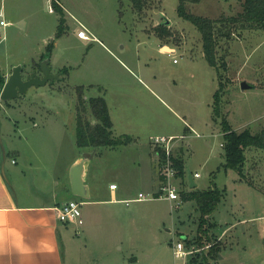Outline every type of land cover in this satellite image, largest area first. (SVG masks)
Segmentation results:
<instances>
[{
	"label": "rangeland",
	"instance_id": "1",
	"mask_svg": "<svg viewBox=\"0 0 264 264\" xmlns=\"http://www.w3.org/2000/svg\"><path fill=\"white\" fill-rule=\"evenodd\" d=\"M243 1L201 0L188 2L187 9L217 19L237 15L243 10ZM178 4L179 0H146L139 11L132 0H0V20L9 21L6 25L0 23V75L22 63L25 77L33 71L43 76L40 65L50 47V67L59 74L46 84L32 85L21 97L0 99V160L7 158V174L11 166L24 170L23 181L34 194L40 187L52 193L55 185L51 178L57 173L67 177V163L73 155L80 153L86 158L88 181L92 188L99 189L98 197L103 200L82 202L83 222L72 223V234L66 238L67 251L72 243L88 242L87 250L92 248L98 256L95 243L108 239L104 242L123 243L124 255L133 247L136 253L146 255L154 246L131 242L158 238V249L153 252L160 253L161 264H190L187 256L176 260L172 248L184 233L189 238L194 236L192 240L197 243L201 211L197 200L184 198L183 193L217 186L222 197L209 218L216 233L228 227L216 247L226 256L223 264L239 258L260 264L264 259V148L245 149L242 172L226 165L221 119L225 117L237 131L249 128L257 133L264 126V28L233 24V33L219 38L217 55L226 61V67L217 69L204 55L201 31L179 15ZM83 25L91 38L79 37ZM161 42L174 44L177 50L173 55L163 52ZM154 75L159 85L153 87L174 103L177 112L157 102L137 81ZM119 79L128 82L121 87L129 97L118 93ZM242 81L250 87L243 89ZM220 82V115L215 114L211 123L213 94ZM80 91L87 98L108 96L113 105V112L111 106L109 111L114 116V134L130 122L137 133L134 135H140L138 142L118 147H80L76 136ZM120 100L134 105L123 102L122 106H114ZM140 101L149 104L151 110H144ZM191 107L193 113H188L192 115L187 119L194 121L200 135L186 138L183 117L187 113L183 109ZM85 115L95 122L90 108ZM170 131L186 135L174 140V152H181L187 172L200 173L195 177L197 186L190 187L188 179L179 178L181 198L137 199L140 192L147 191L138 173L144 166L142 157L146 152L150 156L148 136ZM151 147L153 164L160 168L152 142ZM111 182L117 184L119 194L127 197L120 203L108 200ZM155 189L159 192L160 184ZM90 223L96 229L88 233ZM213 236H209L212 242ZM205 250L195 255L202 256ZM145 260L143 263L149 264V257Z\"/></svg>",
	"mask_w": 264,
	"mask_h": 264
},
{
	"label": "crops",
	"instance_id": "2",
	"mask_svg": "<svg viewBox=\"0 0 264 264\" xmlns=\"http://www.w3.org/2000/svg\"><path fill=\"white\" fill-rule=\"evenodd\" d=\"M9 23V21H7ZM7 23V24H8ZM91 32V31H90ZM92 33V32H91ZM160 49L165 52L167 51L171 55L177 50V46L171 43H163L159 45ZM168 46L169 50H165L164 47ZM205 55V54H204ZM16 65V64H15ZM128 67L127 64H125ZM140 67L142 66L139 65ZM129 69H131L129 67ZM133 71V70H132ZM12 72L5 71L1 75L5 78ZM134 72V71H133ZM144 72V71H143ZM157 76L150 77L149 79L141 77L140 81L141 87L146 90L150 91V95L159 103H164L166 107H170L173 109V112L177 110L174 107V103H171L162 95H160L154 85H157ZM127 81L122 79L118 80V87H116L118 93L122 92L124 96L129 97L130 94L126 89H123L121 86L127 84ZM159 85V84H158ZM124 90V91H123ZM216 92V91H215ZM214 92V94H215ZM213 94V108L211 113V123L215 118V111H214V102L215 96ZM108 102V106H111V112H113V105L109 100L108 96L106 97ZM138 100V99H137ZM139 101V100H138ZM124 100H120V102L114 103V106L118 107L119 105L122 106ZM143 104L144 110H151L149 104H146L144 101H140ZM175 104L178 106V102L174 101ZM127 105H134V102H130L125 100ZM160 108V105H159ZM184 112L187 114L184 115V125L185 129L188 130L186 138L189 136H194L193 130L191 128H196L193 126L187 119V115H192L188 113H193V107L191 109H183ZM110 112V115H111ZM172 112V111H171ZM177 112V111H176ZM130 114H127L129 119ZM114 126V116L111 117ZM128 126L126 128L121 129L119 133L116 132L117 135L122 134H129L132 136L133 140L129 143L138 142V135H134L137 133L133 127H130V122H127ZM139 122L138 125H140ZM77 127V126H76ZM138 129V128H137ZM133 132V133H131ZM115 134V135H116ZM175 135L178 133L174 132H166L160 133V135ZM181 134V133H180ZM153 133H150L148 139H151ZM159 135V134H155ZM127 143V144H129ZM149 143L150 150L149 154L146 152V155L142 157L143 162V169L142 173H138L139 179L144 180L146 188V192L156 191L155 188L161 185V176L159 173L158 165L153 164L152 153L153 149L151 147V140ZM147 143V144H148ZM125 144V145H127ZM121 146V145H120ZM152 149V150H151ZM152 151V152H151ZM181 152L175 153V155H179ZM83 154L77 153V155H73L67 163V177L65 175H54L51 178L52 183L55 185V190L52 193L44 192L40 190V188H36V193L30 192L31 187H28L27 184L23 181V176H25L24 170H19L18 166H11V172L9 174L6 173L5 165L8 163L7 158L3 157L1 159L0 164V264H144L143 261H146L147 257H149V264H161L160 260V253L157 251L153 252L155 248L158 249V238H138V240H133L131 245H152L154 248L152 249L151 254L145 253H136V249L131 248L129 249V254L124 255L122 252L123 250V243L117 242L113 245V241H107L108 239L100 241L96 245V248L99 247L100 254L98 256L94 255L92 248L88 251V242L83 245L81 243H72L70 244V249L67 251V244L66 238L71 236L73 227L71 226L72 223L70 221H64L59 219L57 215V206H60L62 203L73 199V192H72V185H71V177H70V170L72 165L79 160ZM14 160V159H13ZM12 160V161H13ZM40 161H42L40 159ZM92 161V159H91ZM90 161V162H91ZM17 164V161L14 165ZM13 165V164H12ZM89 163H86V171H85V182L88 184L90 189V196L86 200H82V202L86 203H94L95 201H101L102 198H99V189L92 188V185L88 181L89 176ZM154 168L156 170H154ZM55 171V170H54ZM51 172V170H50ZM24 174V175H23ZM188 177V172H187ZM181 178V177H179ZM183 179V178H181ZM188 179V178H187ZM189 181V180H188ZM114 182H111L113 184ZM30 188V189H29ZM35 188V187H34ZM155 189V190H154ZM118 186L116 188H110V195L111 197L108 199L114 203H120L123 199L127 198L124 195L119 194ZM158 190V189H157ZM85 198V197H84ZM211 223L212 221L209 220ZM233 225V224H231ZM228 228V227H227ZM225 228L221 233H216L212 231V228L209 229L210 235L218 234V236H213L215 238L214 242L218 245L222 242L223 236L227 234L228 229ZM96 227L90 223L87 227L88 233L93 232ZM85 234H87L86 229L84 228ZM197 233V232H196ZM194 237V236H193ZM193 237L189 238L188 234H183V239L186 244L187 249L195 248L196 243L194 242ZM220 242V243H219ZM77 244H80L81 247H77ZM115 246V249L112 248ZM106 247V248H105ZM86 250L87 253H84ZM222 249H218L217 255H215L214 250H205V254L202 256L195 255L197 251L193 253L187 254V262L190 264H223V260L225 259V255L220 254ZM200 252V251H198ZM97 254V252H96ZM145 255V256H144ZM174 264H178L175 262ZM230 264H255L250 260L239 258L237 260L232 261ZM260 264H264V259L260 261Z\"/></svg>",
	"mask_w": 264,
	"mask_h": 264
},
{
	"label": "trees",
	"instance_id": "3",
	"mask_svg": "<svg viewBox=\"0 0 264 264\" xmlns=\"http://www.w3.org/2000/svg\"><path fill=\"white\" fill-rule=\"evenodd\" d=\"M201 0H179L177 7L178 13L181 17H184L193 22L201 31L203 38V50L205 57L209 63L219 69L220 67H226V61L219 59L217 55V47L220 37H229L234 30L231 26L236 23H240L241 26L251 27L256 29L264 28V0H244L243 10L237 15L229 17H221L213 19L207 16L194 14L187 9L188 2H199ZM135 9L142 11L145 7L146 0H132ZM167 33L169 30L164 29ZM49 44L48 46H50ZM52 48L50 47L48 52L44 54V58H49ZM6 78L0 75V83L4 84ZM222 84L216 90L214 111L215 114L220 115L219 111V99ZM79 103L77 105V143L80 147L84 146H109L118 147L120 145L127 144L133 140L129 134L115 135L112 129L113 121L110 115L109 106L106 98L103 95L92 96L87 98L83 92H79ZM90 108L92 115L95 118L89 119L85 113ZM222 131L224 136V148L226 156V165L235 167L239 172L243 171V166L246 161L245 149L249 146H256L264 148V126L257 132L253 133L249 128L242 131L233 129L230 122L225 117L221 119ZM1 145V144H0ZM162 158L164 156L163 151L157 150ZM175 166L177 169L178 177L187 180V170L185 161L182 154L173 155ZM1 164V160H0ZM184 198H195L198 203V207L201 211L199 227L197 231V243L196 248L205 247L209 244V250H214L217 255L218 246L217 243L212 242L209 237V229L212 223L210 220V214L217 207L221 200L222 192L217 187H210L209 189H193L187 193H183ZM216 248V249H215Z\"/></svg>",
	"mask_w": 264,
	"mask_h": 264
},
{
	"label": "built area",
	"instance_id": "4",
	"mask_svg": "<svg viewBox=\"0 0 264 264\" xmlns=\"http://www.w3.org/2000/svg\"><path fill=\"white\" fill-rule=\"evenodd\" d=\"M52 9V8H51ZM0 15H3V12L0 11ZM0 23L3 25H6L8 22L2 18L0 20ZM79 37L88 39L91 38L89 35V29L86 26H82V29L78 31ZM193 130V133L197 136L200 135V133L195 130L194 128H191ZM185 134L180 135H155L151 137V142L154 144L156 151L161 150L164 152V156L161 158L160 154V168L159 173L161 176V185L159 192H140L139 195L136 197L137 199H148L152 197H164L168 198L169 200H177L178 198L182 197V194L180 192V187L178 185L179 183V177L177 175V169L174 162L173 155L174 152V140L176 138H182L185 137ZM200 176L199 172L194 173V178ZM112 188H116L117 184L113 183L110 185ZM81 204L82 201L78 199H70L64 203H62L60 206H57V215L59 219L64 221H70L74 223H82L83 219L81 217L82 210H81ZM180 205V200H178V204ZM207 247H209V244L205 247L201 248H193V249H187L185 241L183 239H178L176 242L173 243V254L176 260L181 259L183 257H186L187 254L193 253L195 251H202L205 250Z\"/></svg>",
	"mask_w": 264,
	"mask_h": 264
},
{
	"label": "water",
	"instance_id": "5",
	"mask_svg": "<svg viewBox=\"0 0 264 264\" xmlns=\"http://www.w3.org/2000/svg\"><path fill=\"white\" fill-rule=\"evenodd\" d=\"M170 22L169 20H167ZM49 58H44L41 62V70L43 76L37 75L35 71L31 72L30 75L25 77L24 75V65L22 63L16 64L12 68V72L8 75L4 84L0 83V98L2 100H8L11 98L21 97L32 85H42L46 84L50 79L59 77V74L52 72ZM242 88L246 89L250 87V84L246 81H242ZM86 158L81 157L77 160L71 167L70 177L72 192L80 197L88 198L90 196V189L88 184L85 182V171H86ZM188 180L190 187L197 186L194 174L190 171L188 172Z\"/></svg>",
	"mask_w": 264,
	"mask_h": 264
},
{
	"label": "flooded vegetation",
	"instance_id": "6",
	"mask_svg": "<svg viewBox=\"0 0 264 264\" xmlns=\"http://www.w3.org/2000/svg\"><path fill=\"white\" fill-rule=\"evenodd\" d=\"M1 99V98H0ZM2 100V99H1ZM9 100V99H8ZM3 101H7V100H3ZM0 109H1V105H0Z\"/></svg>",
	"mask_w": 264,
	"mask_h": 264
}]
</instances>
